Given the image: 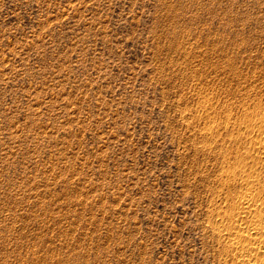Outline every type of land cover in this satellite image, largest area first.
Listing matches in <instances>:
<instances>
[{
	"label": "rangeland",
	"instance_id": "rangeland-1",
	"mask_svg": "<svg viewBox=\"0 0 264 264\" xmlns=\"http://www.w3.org/2000/svg\"><path fill=\"white\" fill-rule=\"evenodd\" d=\"M263 104L264 0H0V264H224Z\"/></svg>",
	"mask_w": 264,
	"mask_h": 264
},
{
	"label": "bare ground",
	"instance_id": "bare-ground-1",
	"mask_svg": "<svg viewBox=\"0 0 264 264\" xmlns=\"http://www.w3.org/2000/svg\"><path fill=\"white\" fill-rule=\"evenodd\" d=\"M244 117L237 125L242 133L233 137L242 149L219 179L225 206L209 216L224 264H264V108Z\"/></svg>",
	"mask_w": 264,
	"mask_h": 264
}]
</instances>
